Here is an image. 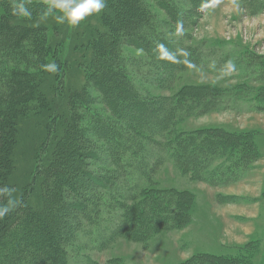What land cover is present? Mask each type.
Listing matches in <instances>:
<instances>
[{
  "label": "rangeland",
  "instance_id": "374dc122",
  "mask_svg": "<svg viewBox=\"0 0 264 264\" xmlns=\"http://www.w3.org/2000/svg\"><path fill=\"white\" fill-rule=\"evenodd\" d=\"M48 2L0 0V16L5 22L17 18L34 22L31 27L39 24L44 48L53 44L58 51L55 61L52 53H44L49 60L45 63L52 67L56 59H62L58 65L62 68L63 90L53 92L52 98H64L70 89V95L86 96L87 108L79 109L83 129L71 123L65 136L59 137L62 144L72 139L76 144L72 142L73 151L66 152L67 146L57 140L56 152L65 156L61 169L58 163L55 166L61 192L68 196L64 200L83 202L84 210L81 206L53 210L47 207L34 217V226H41L26 236V244L39 242L46 247L38 259L35 255L38 264L39 260L49 264L50 236L61 239L65 234L70 236L65 246L69 264H214L210 255L227 257L228 264H264V0H207L206 4L203 1L196 5L192 3L196 0H106L101 13L76 27L57 24L52 17L42 21ZM160 4L167 5L172 13ZM131 7L142 14L146 12L143 19L148 25L152 22V30L143 29L144 33L156 40L161 36L178 56L182 49L191 48L193 67L180 70L175 66L177 60L170 64L149 49L139 48L143 40L136 39V29L126 36L121 22L130 14L125 9ZM178 23L184 25L182 30ZM133 25L128 23L129 27ZM106 28L108 32L103 34ZM88 33L99 38L98 42L93 39L90 47L95 53L101 50V57L95 56L91 68L85 69L81 60V70H85L82 73L66 71L77 47L91 49L88 43L82 44L84 47L79 44ZM152 46L151 40L149 47ZM157 51L161 52L159 47ZM20 58L27 63L19 62L16 56L10 60L0 55V90L4 89L7 75L18 68L36 66L28 62L31 59ZM85 60L90 63L88 57ZM95 62L107 78L103 80L106 84L102 83L104 92L88 80L90 69L97 73ZM113 71L118 74L113 75ZM94 78H99L98 73ZM127 83L129 89L147 97L142 100L146 103L144 113L152 117L150 130L137 126L133 120L136 116L127 109L119 115L110 106L112 99L119 97L118 87ZM84 85L88 90L76 92ZM177 95L190 106H204L190 116L180 114L170 135L159 127L164 116L161 107ZM129 105L125 107L138 108ZM22 127L24 137L17 150L21 156L13 165L20 168L18 176L30 179L27 198L33 199L43 193L41 180L50 178L44 171L49 165L54 132L36 118ZM122 135L127 143L118 140ZM169 136L175 138V144L178 138H191L196 145L214 140L221 145L208 169L192 172L171 158L164 144ZM42 138L45 143L34 157V148L40 146ZM85 149L83 157L80 151ZM75 163L83 167V175L61 179L59 174L70 172ZM55 183L49 179L47 193ZM150 187L164 194L167 202L163 206L169 205L173 216L169 222L174 226L145 231L133 239L116 237L127 207L137 200L135 194ZM14 189L19 192L20 186ZM183 192L187 194L180 195ZM58 217L66 219L60 222ZM95 223L106 228L101 238H97L98 229L91 227Z\"/></svg>",
  "mask_w": 264,
  "mask_h": 264
},
{
  "label": "trees",
  "instance_id": "16d2710c",
  "mask_svg": "<svg viewBox=\"0 0 264 264\" xmlns=\"http://www.w3.org/2000/svg\"><path fill=\"white\" fill-rule=\"evenodd\" d=\"M203 1L205 4L207 3V0H196L198 3H192L196 5ZM109 2H111V0H109ZM123 4L127 5V2L124 1ZM161 6H163L167 12L170 11L172 13L167 5ZM109 7L112 8L113 6ZM145 8L146 7L143 5V9ZM126 11L130 14L126 19L122 18L121 29L125 31L123 33H126V36L128 37L130 32L132 33L133 31L137 30L135 33V36L137 35L136 39L143 40V42L141 41V43H139V45L142 46H139V48L145 50L149 49L151 54L154 56L159 55V57L162 56V61L168 62L170 64H172L171 62L174 60H177L178 64L175 66L179 67L180 70L193 67L194 61L191 56L194 58V55L192 54L193 51L191 48H188L187 51L186 49H182L183 52H181L178 56L174 50L171 49L170 43L168 41H165L163 38L160 39L161 36H157L156 38L158 39L156 40L148 32L144 33L142 31L143 29L152 30V27H154L152 22L151 25H148L145 19H143V15L146 12L142 14V11L138 12L132 7L130 9L126 8L125 12ZM108 14L111 15L112 12L110 11ZM113 17L115 16L113 15ZM150 20H152V16ZM31 23L34 22L17 18H11L8 20V22H5L3 15L0 16V55L2 54L4 57H8L10 60L16 56L19 62L25 61V63H27L26 60L20 58L22 56L23 58L25 57L26 59H31V61L28 62L36 65L33 66V69L23 68L20 70L18 68L9 76L7 75L5 78V86L2 87L4 89L0 90V187L6 186L15 188L16 185L20 186L19 192L15 191V196L22 200L21 206L3 217V219H0V264H15L16 262V264H38L37 259L40 257L41 253L46 247L44 244L39 242L32 243L31 245L26 244V236L32 232V230L40 228V224H36L34 226V222H36L34 217H36L37 214L44 213L47 207L53 210L54 208H64L65 206H68L70 209H77V206H81L84 210L83 202L79 203V201H77L76 203H69V200H64V198L68 196H64L63 192H61V185L57 180L58 174L55 171V166L56 163H58L57 167L60 166L61 169V163L65 156L63 152L60 155H58L56 152L59 150V137L61 135L65 136L67 130H69L71 127V123L73 125H80V131L83 129L81 125L82 114H79V109L85 107L87 108L86 101H84L86 96L83 98V95L80 97H76L74 94L70 95V93H72V89H70L66 92L67 95L64 97L65 99L62 97L52 98L51 95L53 92L58 93L63 90V78L61 76L62 68L60 69L58 65L62 59H56L57 62H55L54 65L56 66L54 67H52L53 65L50 66L49 64L47 65V63H45V60L49 62L46 54H44L45 51L47 55L52 53V59H54V61L58 51H56V48L53 46V44L52 47L47 46L46 49L44 48L45 43L42 41L43 38L41 37L38 28L41 26L36 23L31 27ZM128 23L131 25L134 24L136 27L134 25V27H129ZM180 23H178V26L182 30L184 25ZM137 25L139 27H137ZM107 32L108 29L106 28L103 34ZM87 35L89 36H87L82 42H79L80 46L84 43H88L90 47V44H93L91 43L93 39L96 40V42L99 41V38L96 35L89 33ZM149 40H152V47H149ZM23 42L29 43V45L25 46ZM157 47L160 48L161 52L157 51ZM95 51L96 50L94 48L87 50L82 48L79 49L77 47V52H73L75 54H72L71 59L67 63L70 69L66 66L65 70H69L70 72L73 71V73L76 74L79 72L82 73V71L85 70H81L83 67L82 63H80L81 60H84V69L86 66L91 68V60H94L95 56L101 57V50L100 52L97 51V53H95ZM86 57L90 59V63L86 62ZM99 60L100 58L98 61ZM114 60L115 58H113V61ZM115 62H117V60ZM99 65V63L95 62V66L97 67L96 72L98 73L99 78H94L97 73H94V70L92 69V71L90 69L93 74L88 72V80L90 82L93 81V84L95 83L98 91L104 92L103 84H106V82H103V80H107V78L105 73L101 72V66L99 69ZM109 71L111 72V70ZM112 74L116 75L118 73L113 71ZM129 87L130 86L128 83L121 84V86L118 87L119 97L112 99L113 102L110 103V106L113 108V110L117 111L119 115L125 114L124 110L126 111L127 109L130 114L136 116V118L133 120L137 121V126L143 127L142 130L144 128H149L152 125V117L150 118L148 114L144 113L146 103L144 104L142 100L147 99V97H142L136 89H129ZM87 88L88 87L84 85L82 86L81 90L76 92H85L84 90H88ZM106 91L107 90H105V92ZM68 98H70V100H67L66 102V99ZM182 98L183 96L181 95L174 96L169 99L166 105L161 107V110L164 112V116L159 127L170 135L173 132V125L179 120L178 117H180V114L182 117L190 116L195 111L198 112L199 109H203L204 106L203 104H195L194 106H190L185 100H182ZM124 100H126L125 103H123ZM126 103H128V106H131L129 105L130 103L132 106H136L138 108L134 109L133 107H125ZM33 118H36L39 124L45 125L48 128V131L53 130L54 132V135L51 137L53 147L51 149V157H49V165H45L46 170L44 171L50 174V178H43L40 182V186L43 185L44 190L48 189L49 179L52 181V183H57L53 184L54 188L50 193H47L48 191L46 192V190H43V193L36 195V197L33 199H30L27 198V194L31 189L30 179L24 176H18L17 174L20 172V168L15 166L18 162L19 156H21V153H18L17 150L20 139L24 137V128L22 125L24 123L26 125ZM135 128L139 129L138 127ZM119 131L121 134L123 133V129L121 127H119ZM44 137L45 136H43V138ZM120 138L118 139L119 141L125 143L128 142L126 137H123L122 140ZM174 139L169 136L167 141L164 143L170 152L171 158L185 169H187L188 166V169H190L192 172H195L198 169H208L207 167L210 166L215 159V151L218 150V146L221 145V142L218 140L210 141L206 144L196 145L194 140L191 138H178L177 144H175ZM221 139H223V137H221L220 140ZM57 140H59L58 144L56 143ZM41 141L43 142L40 144V146L34 148L32 153L34 157L38 156L39 149L41 148L42 144L45 143L44 139ZM72 142L73 139L72 141H67L66 144H62L60 141L61 145L67 146L66 152L73 151L71 148ZM73 143L76 144L75 142ZM82 143L83 141L81 144ZM61 145L60 148L62 147ZM82 151L80 152L82 156L85 157L87 150L85 149V151ZM158 159L162 163V160L160 158ZM13 164H15V166ZM141 167L143 166L141 165ZM82 169V166L80 167L77 163H75L72 165V170L70 172H62L59 174V177L62 179L67 176L64 180H72L73 178L77 177V175H83L84 170ZM30 171L31 170L24 174H28ZM55 177L56 181L53 180ZM53 190L55 191L53 192ZM184 194L187 193H180V195ZM163 195L164 194H162L161 191L154 187L144 188L139 191V193H136L135 196H137V200L127 207V213L123 215V221L116 229L115 236L133 239L141 236L145 231L168 228L169 224H171V227H173L174 225L169 222V220L173 221L171 209L169 208V205L168 208L163 206V203L167 202L165 201ZM5 202V196L0 194V204ZM184 202L186 204V201ZM65 219L66 217H58L57 221L63 222ZM100 225L101 224L97 223L91 225V227L94 229H98L97 238H101L103 235H105L106 228H100ZM86 233L91 234L89 231ZM69 237L70 236L68 234H65L61 240L58 239L57 236H50V238H52V242L48 243V249L52 252V254L50 255V259L48 261L49 264H69L65 249L66 244H68L67 238ZM35 255L37 259L35 258ZM210 256L214 258V264H228L227 257L222 255ZM39 264H47V262L39 260Z\"/></svg>",
  "mask_w": 264,
  "mask_h": 264
},
{
  "label": "clouds",
  "instance_id": "9594fccd",
  "mask_svg": "<svg viewBox=\"0 0 264 264\" xmlns=\"http://www.w3.org/2000/svg\"><path fill=\"white\" fill-rule=\"evenodd\" d=\"M105 7L106 0H49L40 19L47 21L49 17H52L57 24L66 23L76 27L93 14L101 13ZM0 194L6 198V202L0 204V219H3L21 206L22 200L15 196L14 188L0 187Z\"/></svg>",
  "mask_w": 264,
  "mask_h": 264
}]
</instances>
